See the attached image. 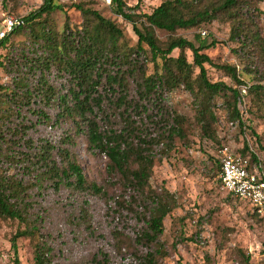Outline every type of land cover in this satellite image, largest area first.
Listing matches in <instances>:
<instances>
[{
    "label": "rangeland",
    "instance_id": "rangeland-1",
    "mask_svg": "<svg viewBox=\"0 0 264 264\" xmlns=\"http://www.w3.org/2000/svg\"><path fill=\"white\" fill-rule=\"evenodd\" d=\"M124 1L138 5V13H151L164 0ZM222 1L185 0V12L196 14ZM55 2L61 8L47 17L54 36L62 40L68 24L75 37L83 39L93 17L79 7L91 8L120 29L114 42L121 56L112 57L115 46L105 40L109 54L83 71L80 86L68 68L33 61L38 56L43 59L48 49L43 47L41 54L27 48L29 28L0 48V134H4L0 177L21 182L26 190L12 200L25 222L0 215V264H15L16 258L20 264H36L39 245L49 249L48 264H145L147 253L156 249V243L139 242L150 216L151 195L140 193L121 172L112 170L106 151L92 146V123L106 136L121 135L124 149L143 147L153 161L148 191L162 193V199L174 203L159 237L163 250L156 253L158 264H264V215L222 187L218 158L219 143L240 145L249 138L254 150L264 149V0H237L233 8L218 10L199 25L175 32L153 27L161 45L171 35L196 45L214 42L203 52L216 64L234 66L240 82L209 63H205L207 76L212 82L223 81L239 89L243 124L238 125L231 124L239 120L231 117L228 106L232 92L204 94L190 49H185L192 65L188 78L173 85L160 84L157 90L141 88L145 78L164 73L163 60L153 58L147 44L137 50L133 24L115 11L111 0ZM43 3L0 0V12L24 17ZM234 31H243L252 41L242 47L232 36ZM101 35L106 39L108 33ZM179 54L180 49L172 53L174 57ZM172 67L177 73L176 66ZM110 76L116 81L111 82ZM244 87L247 92L242 91ZM43 90L52 97L50 102ZM75 90L79 98L73 96ZM86 95L91 96L90 104ZM200 110L205 113L204 122ZM175 119L183 135L174 134L170 140L164 132ZM142 140L151 143L140 144ZM41 147L50 150L60 171L66 157L74 158L86 177L84 186L73 176L46 173V163L51 162L39 160ZM127 165L131 170L141 164L132 154ZM29 223L36 225L37 232L20 237L16 251L11 239Z\"/></svg>",
    "mask_w": 264,
    "mask_h": 264
},
{
    "label": "trees",
    "instance_id": "trees-1",
    "mask_svg": "<svg viewBox=\"0 0 264 264\" xmlns=\"http://www.w3.org/2000/svg\"><path fill=\"white\" fill-rule=\"evenodd\" d=\"M112 5L115 7V11L120 14L124 19L130 21L133 24L134 30L138 35V49H144L143 45L147 44L150 48L153 58L161 57L164 65V73L162 75H151L143 80L141 83L142 87H151L156 89L158 85L162 84H177L182 78H188V72L190 71L192 65L189 64L185 49H190L193 53V65L199 67V84L204 92V94L211 97L213 94H218L221 91L230 90L232 92L233 99L228 101V106L231 108V117L240 118V112L238 109L239 100V89L237 87L229 86L223 81L212 82L207 76V68L205 63L214 65L219 69L226 70L233 79L240 82L236 68L229 64H216L210 58V56L203 51L214 45L212 42L209 45L203 42L196 45L193 41L183 37V36H169L165 45H161L153 27L167 30L169 32H175L179 28H190L199 25L202 20L210 19L214 16L218 10L233 8L237 4V0H223L217 7L211 9H205L204 11L198 12L196 14H187L185 12V0H164L160 5L155 7L151 13H138L136 10L138 5L131 6L128 5L124 0H111ZM61 8L55 0H44V3L39 6L36 10L32 11L28 15L24 16V23L18 26L10 35H8L0 43V48L8 46L10 44L9 40L13 35L22 34L25 28H29L31 33V40L26 41L27 48L30 50H35L43 54V47L48 49L47 55L41 59V56L33 59L34 62L44 64L45 67L50 66L55 63L59 67L68 68L71 73H73L74 80L77 84L83 81L82 73L86 68L94 67L101 57L107 56L109 54V47L105 45V40L110 42V46L114 45L118 41V36L121 34L120 29L116 24L111 21V19L104 17L99 11L79 7V9L84 13V15L89 14L93 17L91 21L92 28L85 32L83 39H77L75 37L74 31L70 25L67 24V30L63 32L62 40H59L57 36L53 35V30L48 23L47 17L53 13L56 9ZM141 18L145 20H141ZM137 22H140L143 26H139ZM241 22V21H240ZM242 23V22H241ZM102 31L108 33L106 39L102 38ZM66 32V33H65ZM232 36L238 39L242 43V47L246 46L251 39L243 31L235 32ZM196 40L200 41V35H196ZM115 41V42H114ZM113 46V47H114ZM117 47L115 46L114 49ZM102 49V50H101ZM175 49H180V54L177 57L172 55ZM116 49L112 51V57H119L121 53ZM177 68V73H175V68ZM44 68L43 65H41ZM111 82L116 81V77L110 76ZM20 86H25L20 83ZM256 88H261L260 85L255 86ZM2 89V87H0ZM5 89V88H4ZM157 90V89H156ZM45 92V98L47 102H50L52 98L48 91ZM74 97L79 98V92L76 90L73 92ZM31 94V93H30ZM1 95V91H0ZM14 94H12L13 96ZM90 95L85 96V100L90 104ZM99 103V99L97 101ZM83 104V101L80 102ZM87 108V107H86ZM202 113V114H201ZM202 115L201 120L203 122L206 120L205 113L200 110ZM212 117V114H211ZM240 124L243 122L240 119ZM204 127L207 128V122L204 123ZM242 127V126H241ZM165 130V129H164ZM90 142L93 147L105 150L109 159L112 170H117L121 172L140 193L145 196H150L152 198V204L148 207L150 213L149 218L146 219V228L142 231L139 236L140 243L153 244L156 243L157 247L155 250H151L146 255L145 264H158L156 260V253L161 252L163 249L162 244H159V237L164 232V219L172 211L174 203L168 201L167 199H162V193H157L155 191H148V179L150 176L151 165L153 163L150 155L145 153L142 148H133L131 145L126 149L122 147L123 137L115 133L110 135H104L98 130L96 123L90 125ZM181 134V127L179 120L175 119V123L171 125L164 132V137L172 140L174 134ZM4 134H0V154L2 152V144L4 142ZM147 143V141H141L142 143ZM151 143L148 141L147 146ZM224 144V143H223ZM222 143H219L218 148ZM41 153L39 160L46 163L47 172L54 177H75L76 183L84 186L87 182L81 165L74 160V158H65V166L59 170L56 163L51 160V152L49 149L41 147ZM135 150V152H134ZM240 152L245 155H250L254 160L255 154L250 151V148L245 141L244 147L240 149ZM149 153V152H148ZM69 154V153H68ZM66 152V156L68 155ZM135 155V158L140 162V167L137 169H129L127 163L131 155ZM220 171H221V165ZM95 190H102L101 186L92 184ZM26 190L21 186V182H10L6 181L0 177V215L12 218V219H23V214L18 209L16 201L17 198L22 195ZM231 194V193H230ZM233 195V194H231ZM235 196V195H233ZM237 197V196H235ZM247 201V200H245ZM249 202V201H248ZM250 203V202H249ZM26 220H24L25 222ZM37 232L36 225H27L25 229H18L12 237V246L17 251L16 241L23 236H31ZM49 249H45L42 245H39L36 249V264H48L46 258V252ZM15 264H20L19 260L15 259Z\"/></svg>",
    "mask_w": 264,
    "mask_h": 264
},
{
    "label": "built area",
    "instance_id": "built-area-1",
    "mask_svg": "<svg viewBox=\"0 0 264 264\" xmlns=\"http://www.w3.org/2000/svg\"><path fill=\"white\" fill-rule=\"evenodd\" d=\"M23 23L24 17L21 15L0 12V43ZM246 90L245 87L242 89L243 92ZM240 119L243 122L240 117L238 122L232 121L231 124H240ZM245 141L255 154L254 160L250 155L240 152ZM218 154L222 187L228 193L249 201L258 213L264 215V149L261 152L254 150L251 140L247 138L240 145H232L230 142L222 144Z\"/></svg>",
    "mask_w": 264,
    "mask_h": 264
}]
</instances>
